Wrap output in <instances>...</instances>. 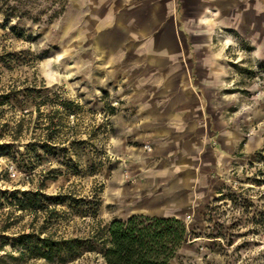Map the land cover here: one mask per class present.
I'll return each mask as SVG.
<instances>
[{
    "label": "rangeland",
    "instance_id": "374dc122",
    "mask_svg": "<svg viewBox=\"0 0 264 264\" xmlns=\"http://www.w3.org/2000/svg\"><path fill=\"white\" fill-rule=\"evenodd\" d=\"M18 1V16L0 7V264H106L107 226L135 214L187 223L190 236L172 264H264V0L236 2L212 35L189 43L202 57L184 61L188 112L210 171L187 180L186 206L163 212L137 200L153 158L174 155L157 154L130 121L142 113L143 90L106 72L84 34L85 11L71 0ZM132 77L145 84L146 75ZM24 191L40 193L43 207L32 208ZM23 233L78 237L92 250L86 244L66 263L20 259L14 239Z\"/></svg>",
    "mask_w": 264,
    "mask_h": 264
},
{
    "label": "crops",
    "instance_id": "0c3cea01",
    "mask_svg": "<svg viewBox=\"0 0 264 264\" xmlns=\"http://www.w3.org/2000/svg\"><path fill=\"white\" fill-rule=\"evenodd\" d=\"M251 1L71 0L73 8L85 11L84 34L97 44L96 56L105 59L106 72L124 75L127 90H143L142 113L131 115L130 121L152 138L157 154H174L153 158L154 166L141 173L137 200L147 207L155 204L151 208L163 212L186 206L187 180L202 181L209 174L211 158L201 154L198 119L188 112L191 83L184 61L202 57L189 43L196 47L212 35L236 2L248 7ZM135 73L146 75L144 85H135Z\"/></svg>",
    "mask_w": 264,
    "mask_h": 264
},
{
    "label": "trees",
    "instance_id": "16d2710c",
    "mask_svg": "<svg viewBox=\"0 0 264 264\" xmlns=\"http://www.w3.org/2000/svg\"><path fill=\"white\" fill-rule=\"evenodd\" d=\"M6 4H9L5 8L6 15L18 16L20 2L0 0V7ZM23 194L28 197L35 210L43 207L37 206L40 193L24 191ZM63 200L62 196L54 198L56 202ZM90 202L95 210L100 205L99 200ZM28 206L25 202L22 203V209H27ZM189 236L187 223L181 218L135 214L125 219H114L109 223L102 255L106 264H172ZM86 244L89 243L78 237L53 240L35 233H23L14 239V246L19 248L18 258L29 257L59 263L77 259ZM88 248L92 250L91 245Z\"/></svg>",
    "mask_w": 264,
    "mask_h": 264
}]
</instances>
